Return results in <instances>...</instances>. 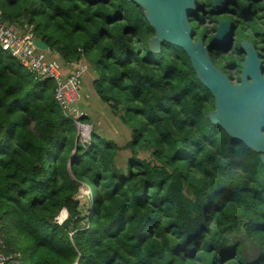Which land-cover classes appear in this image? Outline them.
<instances>
[{
	"label": "trees",
	"instance_id": "16d2710c",
	"mask_svg": "<svg viewBox=\"0 0 264 264\" xmlns=\"http://www.w3.org/2000/svg\"><path fill=\"white\" fill-rule=\"evenodd\" d=\"M0 16L20 37L45 42L48 59L70 68L86 59L95 94L133 132L132 156L118 165L119 146L97 132L84 102L88 141L56 101L55 82L0 49L8 264H264L260 155L208 119L212 95L181 48L150 50L155 30L139 5L0 0ZM146 151L152 159L140 157Z\"/></svg>",
	"mask_w": 264,
	"mask_h": 264
},
{
	"label": "water",
	"instance_id": "95a60500",
	"mask_svg": "<svg viewBox=\"0 0 264 264\" xmlns=\"http://www.w3.org/2000/svg\"><path fill=\"white\" fill-rule=\"evenodd\" d=\"M128 1L142 8L147 22L155 30L149 40L150 50L159 53L166 42L185 52L197 78L213 97L214 109L208 113V119L259 154L264 166V77L256 53H249L242 70V82L233 85L213 64L202 39H194L190 19L199 9V0ZM213 2L218 6L219 0ZM222 28L223 25L213 42L222 40ZM30 42L39 51H49V46L40 39Z\"/></svg>",
	"mask_w": 264,
	"mask_h": 264
},
{
	"label": "flooded vegetation",
	"instance_id": "af4514ba",
	"mask_svg": "<svg viewBox=\"0 0 264 264\" xmlns=\"http://www.w3.org/2000/svg\"><path fill=\"white\" fill-rule=\"evenodd\" d=\"M198 11L190 19L196 23H191L194 39H202L213 64L231 83L242 82V70L251 52L261 62L264 77V0H219L218 6L213 0H199ZM222 25V40L213 42Z\"/></svg>",
	"mask_w": 264,
	"mask_h": 264
},
{
	"label": "built area",
	"instance_id": "2783aa9c",
	"mask_svg": "<svg viewBox=\"0 0 264 264\" xmlns=\"http://www.w3.org/2000/svg\"><path fill=\"white\" fill-rule=\"evenodd\" d=\"M0 49L17 58L30 73L41 79L51 78L55 82L56 101L69 120L79 127L83 112L77 107V103L80 98L81 77L86 71L84 63L74 64L67 73L64 69L60 70L57 64L33 46L30 40L20 37L14 29L7 27L1 21V16ZM11 261L13 259L10 256L0 252V264H8Z\"/></svg>",
	"mask_w": 264,
	"mask_h": 264
},
{
	"label": "rangeland",
	"instance_id": "374dc122",
	"mask_svg": "<svg viewBox=\"0 0 264 264\" xmlns=\"http://www.w3.org/2000/svg\"><path fill=\"white\" fill-rule=\"evenodd\" d=\"M245 6L246 5L244 4L242 8H245ZM52 59L59 64L62 62V60L56 56H53ZM83 63L85 64L86 71L81 79L80 102H84V110L92 116L91 120L97 128V132L102 134L104 137L114 140L119 146L117 163L118 165L124 166L125 161L132 156L131 151L125 147L126 144L133 138L132 129L126 124L120 122L118 117L114 116V114L110 111L109 107L97 97L92 87V83L96 79V74L86 59H83ZM90 127L91 125H79L80 134H82V141L90 140L92 131V127ZM140 157L152 159L150 151L141 152ZM86 190H88V187L85 184H82V186L79 188V191L82 192L84 199L88 200L91 191L88 190L85 192ZM66 218L67 212L66 210H63L57 217V220L59 222V220ZM25 264H30V260L26 261Z\"/></svg>",
	"mask_w": 264,
	"mask_h": 264
},
{
	"label": "clouds",
	"instance_id": "9594fccd",
	"mask_svg": "<svg viewBox=\"0 0 264 264\" xmlns=\"http://www.w3.org/2000/svg\"><path fill=\"white\" fill-rule=\"evenodd\" d=\"M42 52V51H41ZM48 52H50V50L48 51ZM48 52H43L45 55H46V57H47V54H48ZM50 60V59H49ZM52 61H54V60H52ZM55 62V61H54ZM80 62H82L83 63V60L82 61H80ZM56 63V62H55ZM57 64V63H56ZM57 67L60 69V70H62V69H69L70 67H68V66H63V63L62 64H60V66L59 65H57ZM84 75V74H83ZM82 78V77H81ZM54 82V81H53ZM81 100V98L79 99V101ZM81 110V109H80ZM82 112H83V110H82ZM79 122H80V120H79ZM81 125V124H80ZM82 126H87V125H82ZM91 191V190H90ZM63 220L64 219H61V220H59V222H58V220L56 221L58 224H61L62 222H63ZM250 254H254V252L253 251H251L250 252Z\"/></svg>",
	"mask_w": 264,
	"mask_h": 264
},
{
	"label": "crops",
	"instance_id": "0c3cea01",
	"mask_svg": "<svg viewBox=\"0 0 264 264\" xmlns=\"http://www.w3.org/2000/svg\"><path fill=\"white\" fill-rule=\"evenodd\" d=\"M55 57V56H54ZM58 61H60V60H58ZM61 62V61H60ZM61 64H62V62H61ZM69 69L67 68V69H65V72L67 73V71H68Z\"/></svg>",
	"mask_w": 264,
	"mask_h": 264
}]
</instances>
